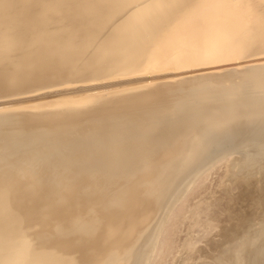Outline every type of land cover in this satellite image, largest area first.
I'll use <instances>...</instances> for the list:
<instances>
[{"label": "bare ground", "instance_id": "1", "mask_svg": "<svg viewBox=\"0 0 264 264\" xmlns=\"http://www.w3.org/2000/svg\"><path fill=\"white\" fill-rule=\"evenodd\" d=\"M220 160L171 264H264V0H0V264H150Z\"/></svg>", "mask_w": 264, "mask_h": 264}, {"label": "rangeland", "instance_id": "2", "mask_svg": "<svg viewBox=\"0 0 264 264\" xmlns=\"http://www.w3.org/2000/svg\"><path fill=\"white\" fill-rule=\"evenodd\" d=\"M225 164H226V161H224V160L223 161L220 160V161H218V163L217 162L214 163L204 173H202L197 178H195L194 182H192L190 184L188 190L174 204V206L171 209V212L169 213L166 221L163 224V228H162L158 243L156 245V248L153 252V256H152V260H151L150 264H171V263H173V260H174L173 258L176 257V259H177L178 254L179 255L181 254L182 250H180V248L182 246V243L184 242V240L186 238H188V236H190V238H188L189 241L192 240V241H190L191 243H193L195 241V244H197V245H201L206 239H207V241L211 242V240H208L209 236H207V234H206V232H207L206 230H208V227H209L208 224H206V223L210 222L212 224L211 226H213V227H210V228L211 229L213 228L212 232H214L217 228L215 226V223L217 222L216 223L217 225L220 222L225 223L228 219L229 211H231V212L233 210L237 211L239 208H240L239 210H241L240 206L246 205L245 204L246 201L245 200L243 201L244 198H239V194L237 192H235L237 190H238V192L243 191L244 189L243 190L241 189L244 187V186H242L243 184L239 183L238 180H233L232 178H230L229 176H231V175L226 174V165ZM227 175H229V176L227 177ZM224 177H225V180L229 178L230 181L229 180L224 181V179H223ZM231 180H233V181H231ZM222 181H224L225 183H227V181H228L229 186L226 184L224 185V183H223L224 186H228L225 188L222 185ZM220 182H221V185H220ZM231 182H232V184H231ZM233 182H235V183H233ZM227 188L228 189L230 188V190H228ZM223 189L231 192L230 193L231 195H229L227 193V191H225ZM212 191L214 193H212ZM234 192H235V197H236V193L238 194V196L236 198H234V196H232L234 194ZM210 193L212 195H210ZM216 193H217V195H216ZM230 196L233 197V199ZM210 198H213V199L210 200ZM231 199H232V202H230V204H229V201ZM235 199L236 200L239 199V200L236 202ZM240 199H242L243 202L240 201ZM238 202L240 203V206H239ZM236 204H237V206H235ZM247 204H249V202ZM194 206H195V208H194ZM247 206H245V208ZM192 207L194 208V210H191ZM263 207H264V205H263ZM230 208H231V210L228 211V209H230ZM247 208L245 210L243 207L242 210L244 209V211H247ZM253 221H254V219H253ZM256 226H257L256 224H254L253 226L251 225V227H253V228ZM211 229H209V230L211 231ZM210 231H208L209 234H210ZM205 235L207 237H205ZM200 236H202V237L200 238ZM203 237H205L206 239ZM199 239H201V242ZM214 239H215V237H214ZM207 241H205L206 247L204 246V243H203V246L202 245L199 246V248L205 247V248H202V250L200 249L201 252L204 253L202 255H205L206 250L209 251L208 249H206L209 247V245H208L209 243L207 244ZM199 243H201V244H199ZM204 249H206V250H204ZM203 250H204V252H203ZM177 252H179V253H177ZM207 253H209V252H207ZM176 254H177V256H176ZM208 255H205V257L207 258ZM183 256H184V254L182 255V257ZM186 256H187V254L185 255V257Z\"/></svg>", "mask_w": 264, "mask_h": 264}]
</instances>
